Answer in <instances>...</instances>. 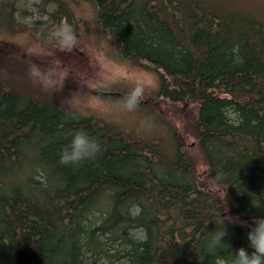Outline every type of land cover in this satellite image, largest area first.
Wrapping results in <instances>:
<instances>
[{
  "label": "trees",
  "instance_id": "trees-1",
  "mask_svg": "<svg viewBox=\"0 0 264 264\" xmlns=\"http://www.w3.org/2000/svg\"><path fill=\"white\" fill-rule=\"evenodd\" d=\"M18 1L0 0V37L21 27ZM39 1L52 8L44 35L65 23L76 34L74 7L88 2V31L157 74L136 107L170 134L136 136L76 113L26 84L0 48V264H216L248 248L253 218L264 216V10L253 0ZM78 129L102 149L63 164L60 148ZM219 213L232 222L215 247Z\"/></svg>",
  "mask_w": 264,
  "mask_h": 264
},
{
  "label": "rangeland",
  "instance_id": "rangeland-1",
  "mask_svg": "<svg viewBox=\"0 0 264 264\" xmlns=\"http://www.w3.org/2000/svg\"><path fill=\"white\" fill-rule=\"evenodd\" d=\"M253 1L264 10V0ZM17 4L15 19L21 27L18 26L19 30L12 36L0 37V48L13 52L18 58L20 69L23 70L21 78L26 84L36 87L40 92L50 93L57 102L76 113L112 121L133 135L153 138L158 133L170 134L161 118L149 115L145 113L146 110L136 106L131 109L124 106L123 98L135 87L142 88L139 102H148L157 90L159 78L153 71L121 61L107 41L92 30L88 31V18L90 20L93 15L88 2L74 7V16L82 20V26H74L76 40L70 50L60 47L53 31L45 35L44 32L38 33V30H44L50 25L47 11H52L51 7L42 8L39 0H19ZM32 66H37L41 73L51 71L54 83L45 84L42 77L30 75L29 69ZM99 86L112 88L117 96L123 98L104 99L94 95L93 89ZM116 89L123 90V93ZM153 105L154 111L164 114L163 119L167 123L179 124V119L169 109L170 104L159 102L156 105L154 100ZM167 135L165 137L169 138ZM197 159L198 173L202 174L207 167L201 164L199 155Z\"/></svg>",
  "mask_w": 264,
  "mask_h": 264
},
{
  "label": "clouds",
  "instance_id": "clouds-1",
  "mask_svg": "<svg viewBox=\"0 0 264 264\" xmlns=\"http://www.w3.org/2000/svg\"><path fill=\"white\" fill-rule=\"evenodd\" d=\"M53 36L63 50H70L76 40L71 25L66 23L56 27ZM29 73L32 76L42 77L45 84L54 83L51 71L41 73L37 66H32ZM141 95L142 88L135 87L124 97V106L129 109L134 108ZM101 149L102 144L98 138L92 136L87 130L78 129L72 133L68 143L61 146L59 159L63 164L76 165L84 160L95 158ZM225 219L232 222V217H221L219 213V221L215 223L217 228L212 231L215 247L223 243V237L226 235ZM247 240L248 248L241 246L232 250L230 257H216V264H264V216L253 218V223L247 232Z\"/></svg>",
  "mask_w": 264,
  "mask_h": 264
}]
</instances>
